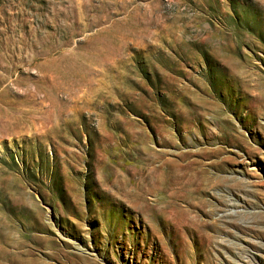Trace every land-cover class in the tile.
<instances>
[{
  "label": "rangeland",
  "instance_id": "1",
  "mask_svg": "<svg viewBox=\"0 0 264 264\" xmlns=\"http://www.w3.org/2000/svg\"><path fill=\"white\" fill-rule=\"evenodd\" d=\"M0 264H264V0H0Z\"/></svg>",
  "mask_w": 264,
  "mask_h": 264
}]
</instances>
